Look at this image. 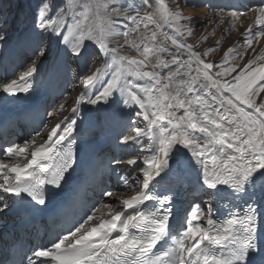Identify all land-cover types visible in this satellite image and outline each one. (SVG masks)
<instances>
[{"label":"snow or ice","instance_id":"obj_1","mask_svg":"<svg viewBox=\"0 0 264 264\" xmlns=\"http://www.w3.org/2000/svg\"><path fill=\"white\" fill-rule=\"evenodd\" d=\"M247 12L257 16L242 38L255 53L254 42L264 37V4ZM247 12L228 13L229 32ZM191 22L166 0H64L59 7L39 0L32 31L41 39L32 66L19 79L0 81V93H30L37 64L49 54L45 39L85 66L84 91L73 117L46 139L37 134L0 149V192L7 194L0 213L44 210L63 191L77 162L80 105L105 113L115 107L127 121L130 134L118 137L127 155L109 165H126L136 175L130 183L123 169L112 167L131 196L108 203L103 197L116 193L102 191L70 229L50 244L22 249L12 264H264V100L257 103L264 93V50L242 67L232 61L246 52L233 48L219 63L207 62L221 44L197 51L183 39L193 36ZM126 50L134 54H122ZM186 187L209 197L207 210L195 202L183 219H174L175 194Z\"/></svg>","mask_w":264,"mask_h":264},{"label":"rangeland","instance_id":"obj_2","mask_svg":"<svg viewBox=\"0 0 264 264\" xmlns=\"http://www.w3.org/2000/svg\"><path fill=\"white\" fill-rule=\"evenodd\" d=\"M234 1L166 0L173 11H182L183 16L192 18V22L189 24V27L193 30V36L187 37L185 35L183 39L186 40L188 44L193 45L197 51L203 53L208 48L216 45L217 42H220L221 47L206 58L207 62L219 63L225 56L227 50L229 48H233L238 52H246L242 59L237 58L232 61L233 65H240L242 67L250 59H252L254 55H258L261 50H264V37L260 38L258 42H254L253 48L255 49V53L252 49H247V45L244 43L242 37L245 30L250 25H254L256 17H254V12H247L245 5L248 7H255V0ZM38 2L39 0H0V19L6 18V23L0 22V32H2L6 37V39L0 40V81L19 79V76L22 75L28 67L32 66V52L37 44L40 43L41 39L39 35L32 31L34 12ZM50 2H53V0H50ZM250 2L254 3L251 5ZM54 3L57 7H59L64 3V0H54ZM233 3H235V8ZM221 9L223 12L220 11ZM234 9L246 11L247 14L241 16L235 29L229 32L232 17L228 15V13ZM182 23H187V21H182ZM204 37H208V39L205 41L203 39ZM119 43L121 45L124 44L122 40ZM43 44L46 46L49 54L46 58H41L42 62L37 64L39 71L32 81V89L34 91H41L53 86L56 97L49 103L50 109L45 115V122L47 123V126L43 130L42 134L38 136L40 140L46 139L49 132L57 123H60L61 127H63L64 124L67 123L65 117L69 120L73 117L71 109L77 106L76 100L80 93L84 91L80 77L84 73L85 67L83 64H78L74 58L64 57L62 54V46L59 45L55 39H45ZM19 51L20 56L18 55L17 57V53ZM122 54L133 55L134 52L132 50H126ZM99 66L100 60L98 59L96 63L92 65V70ZM214 70L218 71L219 69ZM237 71H239V68ZM87 74H91V72H88ZM233 75H235V73H233ZM228 79H231V77ZM56 80L58 82L57 84ZM1 94L2 93H0V95ZM31 95L32 92L30 91L25 98L30 97ZM262 100H264V93H260L259 97H257V103H260ZM60 104L65 105L63 110L60 109ZM89 106L90 105L87 104L79 106L81 108L80 117L89 111ZM111 110L112 114L117 116L116 120L114 119L115 123L113 128V132H116L117 138L112 136L111 139L115 140L113 144L114 147H118V149L114 150L111 146H109L107 151H105L107 154L103 153L102 155H109V157L113 159L115 157L127 155L121 151L124 146L118 143V137L122 132L123 134L130 133L124 132L127 121H120L115 107ZM29 151H31V149ZM112 167L123 169L120 174L128 175L130 178L129 182H134L133 177L136 174L129 172L126 165L110 166V172L112 171ZM110 172L106 175L109 186ZM112 190L116 193V195L113 197H106L105 202L114 203L118 199L128 198L133 194L132 192L123 190L118 181L115 183ZM194 192V195H197V197L191 200L192 203L198 202L199 200L205 202L207 201V195H203L199 192L197 193L196 189H194ZM191 195L192 193H190V196ZM201 201L199 202L203 205V207H205L206 211L207 208ZM104 211L106 210L102 209L101 212L96 213V215L100 216ZM201 223H203V221H201Z\"/></svg>","mask_w":264,"mask_h":264},{"label":"bare ground","instance_id":"obj_3","mask_svg":"<svg viewBox=\"0 0 264 264\" xmlns=\"http://www.w3.org/2000/svg\"><path fill=\"white\" fill-rule=\"evenodd\" d=\"M253 3L254 2H250L251 5ZM261 4H264V0H255V5H256L255 7H258ZM245 9H248L247 5H245ZM256 16H257V13L254 12V17ZM240 22H239V25H240ZM57 83L58 82L56 80V84ZM31 92H32V97H30V99L29 98L26 99L25 102L28 101L27 103L25 102L23 103V101H21V99H23V95H25L23 93L16 95V96H7L3 93L0 95V124H12L14 122V120L16 119V115L13 117H8V114L10 113V111L15 110V107L17 108L18 106L21 105L19 107L20 109V108L26 107V105L29 104L30 102H33V105L31 106L34 107L35 111L38 112V110L41 109L45 105V102L51 101L52 97L55 95L54 88L51 86L46 91L41 90V91H31ZM86 113H84L78 119L77 131L73 133V135L76 136L77 138L76 139L77 162L74 165L72 172L74 173L82 172L84 173V175H88L91 178L93 176V179L95 181L94 184L96 185L94 191L99 193L102 189V186L100 185L101 183L98 182L99 180L96 177H94L95 174L92 173L91 162H92L93 157L97 155V152L100 151V149H102L105 146V144L109 142L112 136H114V138H117L116 132H113L114 123H115L114 119H111V120L105 119L107 115H110V114L114 115V114H112L111 109L109 110L108 113L97 112L96 109L93 108V106L91 105L89 106V111ZM23 141L21 144H23ZM97 170L98 172H100L99 169ZM101 173L103 172L101 171ZM116 180H117V175L112 173L111 180L109 181L110 187L113 188L115 186ZM103 185L109 186L108 183L103 184ZM192 189L193 187H186L178 192V195L181 197V204L185 203V200L188 194L190 197V193H193ZM6 196L7 194L0 192V197L4 199L6 198ZM211 202L215 206L216 202L215 201H211ZM221 212H223V209H221ZM219 214L220 213H218V215ZM6 220H9V219H4L2 216H0L1 222L6 221ZM14 226L15 224L12 221L7 223L3 227L0 226V258H2L5 255V250L11 244L10 238L14 237L13 236L14 231L12 230Z\"/></svg>","mask_w":264,"mask_h":264}]
</instances>
